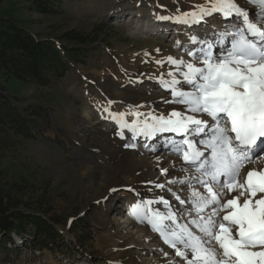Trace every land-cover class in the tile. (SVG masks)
Here are the masks:
<instances>
[{
	"label": "rangeland",
	"instance_id": "374dc122",
	"mask_svg": "<svg viewBox=\"0 0 264 264\" xmlns=\"http://www.w3.org/2000/svg\"><path fill=\"white\" fill-rule=\"evenodd\" d=\"M237 2L252 8L245 0ZM206 3L208 0H65L60 14L42 16L18 0H0L1 17L16 19L31 32L56 42L59 33L67 30L98 31L97 41L86 47L84 64L73 63L64 83L57 81L49 87L15 79L5 83L8 95L19 98L21 110L38 107L41 115L39 132L29 141L18 140L2 167L15 178L23 176L34 183V197L49 207L47 215L56 217L55 226L69 246L56 254L37 249L4 253L0 264H177L159 234L140 223L131 210L136 203L152 200L155 187L149 181L161 183V167L182 164V160L162 154L159 142L153 139L148 145L146 139L151 155L164 157L160 165L151 158L144 167L120 163L116 150L124 148L133 156L135 149L119 148L121 128L106 118L128 113L137 105H143L141 112L168 109L161 97L170 98L169 93L154 78L173 66H161L157 61H166L168 56L192 58L180 47L186 37L166 36L173 28V33L180 32L184 24L155 19L196 11V6ZM206 18L208 23L202 22L201 30H226L218 24L219 14ZM224 43L230 45V38ZM126 118L129 122L134 119ZM141 140L142 136L136 137L135 144L145 148ZM171 158L175 160L171 162ZM262 161L264 155L250 164L259 170ZM243 174L241 169V179ZM173 205L186 213L178 201ZM12 239L20 244L19 238Z\"/></svg>",
	"mask_w": 264,
	"mask_h": 264
},
{
	"label": "snow or ice",
	"instance_id": "6c2138e0",
	"mask_svg": "<svg viewBox=\"0 0 264 264\" xmlns=\"http://www.w3.org/2000/svg\"><path fill=\"white\" fill-rule=\"evenodd\" d=\"M245 3L252 8L237 0H208L196 11L159 16L192 26L219 14L231 18L235 30L216 32L213 40L189 36L201 45L185 50L191 60L168 56L157 61L173 66L154 78L170 96L161 97L162 103L180 107L141 112L143 105H137L128 113L112 114L122 137L123 129L133 139L164 136L169 154L183 161L161 167V175L167 177L170 168L188 175L166 183L149 181L170 193L169 199L158 196L131 210L174 250L177 264H264V168L249 169L241 179L245 164L264 155V0ZM229 38L230 47H224ZM128 116L134 119L129 122ZM153 204H162L165 211Z\"/></svg>",
	"mask_w": 264,
	"mask_h": 264
},
{
	"label": "trees",
	"instance_id": "16d2710c",
	"mask_svg": "<svg viewBox=\"0 0 264 264\" xmlns=\"http://www.w3.org/2000/svg\"><path fill=\"white\" fill-rule=\"evenodd\" d=\"M18 1L31 12L56 16L65 0ZM96 29L91 34L67 30L59 33L56 42L31 32L16 19L0 16V261L4 253L16 250L37 249L56 254L64 253L69 246L55 226L56 217L47 215L49 207L34 197V183L23 176L17 179L2 167L3 159L18 145V140L29 141L39 132L37 118L41 115L38 107L21 113L14 103L19 98L8 95L5 83L15 79L49 87L60 82L70 73L73 63L84 64L86 47L97 41ZM77 231L85 238L82 228ZM13 236L20 239L19 245ZM7 243L12 246L7 247Z\"/></svg>",
	"mask_w": 264,
	"mask_h": 264
},
{
	"label": "bare ground",
	"instance_id": "6f19581e",
	"mask_svg": "<svg viewBox=\"0 0 264 264\" xmlns=\"http://www.w3.org/2000/svg\"><path fill=\"white\" fill-rule=\"evenodd\" d=\"M249 9H251V8H249ZM111 13H113V12H111ZM156 21H158V22H160V23H162V22H165V20H160V19H158V18H156L155 19ZM157 23V22H156ZM204 23H208L207 22V20L204 22ZM194 25H197V24H194ZM217 50L215 49L214 50V52H216ZM167 107H168V109H171V108H173V107H180V106H177V105H167ZM107 120H110V121H112V122H114L118 127H120L119 126V124L114 120V119H112L109 115H107V118H106ZM126 131L128 132H125L124 133V135H123V137L120 135V136H118V137H121L120 139H118V144H119V148H122V147H125V148H127V146L126 145H130V144H135V142H136V138L135 139H133L132 138V133L128 130V129H126ZM138 137H140V136H138ZM142 138H144L143 136H142ZM153 140V139H152ZM141 141H144V143H143V146H145V143H146V139L144 138V140H141ZM148 141V145H149V141H151V140H147ZM153 141H155V140H153ZM136 145V144H135ZM147 145V144H146ZM156 146V149H157V143H155L154 142V144L152 145V148L153 147H155ZM147 147H145V148H142V147H140V146H137L136 145V147H134V149H135V154L132 156V154L131 153H129L127 150H124V148H122L123 150H116V152H115V154L118 156L117 157V159L119 160V162L120 163H135L136 164V166L137 165H139L140 167H144V166H146V165H148V164H150V161H149V159L152 161V160H154L156 163L155 164H158V165H160V163L161 162H163V160H164V157L163 158H161L160 160H157L155 157H154V155H151V152L148 150V149H146ZM159 148V147H158ZM160 150H161V147H160ZM158 151H159V149H158ZM147 153V154H146ZM148 154H150V156H148ZM146 156H148V159H147V157ZM175 159H173V158H171V162H173ZM167 162H170V159H167L166 160ZM158 162V163H157ZM180 162H182L183 163V161H180ZM179 162V163H180ZM171 164H174V163H171ZM169 165L170 164H165L163 167H169ZM259 165H261L260 166V169L261 168H264V161H262V164H260L259 163ZM249 169H253V167H252V165L250 164V163H247V164H245V166H244V168H243V170H244V174L249 170ZM160 172V171H159ZM161 173V172H160ZM192 174H195V173H192ZM243 174V175H244ZM183 175H188V173H183V174H180V173H177L174 169H171L170 168V170H169V175L167 176V177H165V176H163V175H161L160 174V176H161V178H162V181H161V183L163 182V183H165L167 180H171V179H174V178H180L181 176H183ZM152 181H154V182H158V183H160V180H152ZM173 186V185H172ZM198 187V186H197ZM180 189V186H173V190H179ZM200 190H202V192H203V189H200ZM154 195L152 196V198L151 199H153V198H157L158 196H164L166 199H169L170 198V193H168L167 191H161L160 189H158V188H155V190H154V193H153ZM180 194H181V196H184L185 195V193L183 192V191H180ZM170 202L172 203V204H174V199H171L170 200ZM177 202V201H176ZM152 206V208H154V209H159L160 211H165V209H164V206L162 205V204H153V205H151ZM183 222H185L184 220H181V223H183ZM150 229H151V227H150ZM152 230V229H151ZM153 232H155V231H153ZM159 239H161L160 238V236H159ZM167 248L171 251V256L173 257V258H175V260L176 261H178L179 260V258L178 257H175L174 256V250L173 249H171V248H169V246L167 245Z\"/></svg>",
	"mask_w": 264,
	"mask_h": 264
},
{
	"label": "water",
	"instance_id": "95a60500",
	"mask_svg": "<svg viewBox=\"0 0 264 264\" xmlns=\"http://www.w3.org/2000/svg\"><path fill=\"white\" fill-rule=\"evenodd\" d=\"M63 83H64V81H63ZM12 101H13V100H12ZM14 103H15V105L19 108V105H20V104H19L18 102H16V101H14ZM19 109L21 110V108H19ZM22 112L24 113V110H23V109L21 110V113H22ZM37 119L40 120V118H37Z\"/></svg>",
	"mask_w": 264,
	"mask_h": 264
}]
</instances>
